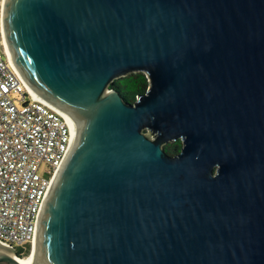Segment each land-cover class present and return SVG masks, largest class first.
<instances>
[{
  "label": "water",
  "instance_id": "obj_1",
  "mask_svg": "<svg viewBox=\"0 0 264 264\" xmlns=\"http://www.w3.org/2000/svg\"><path fill=\"white\" fill-rule=\"evenodd\" d=\"M0 46L70 131L31 264H264V0H0Z\"/></svg>",
  "mask_w": 264,
  "mask_h": 264
},
{
  "label": "built area",
  "instance_id": "obj_2",
  "mask_svg": "<svg viewBox=\"0 0 264 264\" xmlns=\"http://www.w3.org/2000/svg\"><path fill=\"white\" fill-rule=\"evenodd\" d=\"M69 148L63 114L27 91L0 46V244L32 249L42 206Z\"/></svg>",
  "mask_w": 264,
  "mask_h": 264
},
{
  "label": "trees",
  "instance_id": "obj_3",
  "mask_svg": "<svg viewBox=\"0 0 264 264\" xmlns=\"http://www.w3.org/2000/svg\"><path fill=\"white\" fill-rule=\"evenodd\" d=\"M110 87L117 90L123 99L128 103H134L139 94H143L149 87V78L144 72H136L120 78L115 79ZM182 147L180 140L169 142L164 145L167 154L173 156L177 154ZM24 251V252H23ZM31 247L24 249H16V253L20 257L30 254Z\"/></svg>",
  "mask_w": 264,
  "mask_h": 264
},
{
  "label": "bare ground",
  "instance_id": "obj_4",
  "mask_svg": "<svg viewBox=\"0 0 264 264\" xmlns=\"http://www.w3.org/2000/svg\"><path fill=\"white\" fill-rule=\"evenodd\" d=\"M32 259H33V251L32 253L30 254V257L26 258V257H20L17 259V261L19 262V264H31L32 263Z\"/></svg>",
  "mask_w": 264,
  "mask_h": 264
},
{
  "label": "rangeland",
  "instance_id": "obj_5",
  "mask_svg": "<svg viewBox=\"0 0 264 264\" xmlns=\"http://www.w3.org/2000/svg\"><path fill=\"white\" fill-rule=\"evenodd\" d=\"M16 104L19 105V102L17 101ZM31 250H32V249H31ZM30 254H31V253H30ZM30 254L27 256L28 258L30 257ZM27 257H26V258H27Z\"/></svg>",
  "mask_w": 264,
  "mask_h": 264
}]
</instances>
